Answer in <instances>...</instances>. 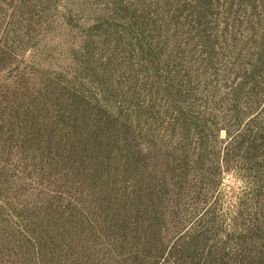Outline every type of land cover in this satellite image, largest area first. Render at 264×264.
Listing matches in <instances>:
<instances>
[{
	"label": "trees",
	"instance_id": "16d2710c",
	"mask_svg": "<svg viewBox=\"0 0 264 264\" xmlns=\"http://www.w3.org/2000/svg\"><path fill=\"white\" fill-rule=\"evenodd\" d=\"M6 182L9 264H264V0H0Z\"/></svg>",
	"mask_w": 264,
	"mask_h": 264
},
{
	"label": "rangeland",
	"instance_id": "374dc122",
	"mask_svg": "<svg viewBox=\"0 0 264 264\" xmlns=\"http://www.w3.org/2000/svg\"><path fill=\"white\" fill-rule=\"evenodd\" d=\"M104 15V12L103 14ZM98 15H92V20L94 17ZM69 30L65 28L62 31V35L60 36L61 39L59 43L65 41L68 38ZM50 41V39L48 40ZM66 44V43H65ZM62 46H58L57 50H60ZM244 48V44H240L239 51ZM33 50L28 54V57L35 55L36 53ZM53 62V59L49 60ZM67 61V60H66ZM44 66H49L48 62L43 63ZM126 133V132H125ZM226 133L222 131L221 137L225 138ZM141 143V148L147 154L152 152V157L150 159L151 164H158L159 159L155 155L150 146V142L148 139H145ZM146 179H148V175H146ZM18 188L12 185L6 184L0 185V264H9L11 261L17 258V251L19 247L27 248V234L29 233L30 229L28 228V224L26 220V215L23 216V213L27 212V209H30V201L27 196L16 197L15 194L17 193ZM29 217V216H28ZM23 219L25 223L23 224Z\"/></svg>",
	"mask_w": 264,
	"mask_h": 264
}]
</instances>
